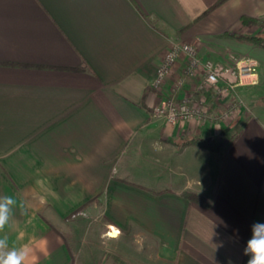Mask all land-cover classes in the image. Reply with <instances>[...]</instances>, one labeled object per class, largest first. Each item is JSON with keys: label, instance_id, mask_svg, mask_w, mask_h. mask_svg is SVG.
<instances>
[{"label": "crops", "instance_id": "obj_1", "mask_svg": "<svg viewBox=\"0 0 264 264\" xmlns=\"http://www.w3.org/2000/svg\"><path fill=\"white\" fill-rule=\"evenodd\" d=\"M243 16L264 20V0H0V195L18 201L6 232L25 264H70L68 217L100 195L120 235L97 264H247L264 222L263 73L221 100L245 101L229 121L167 125L145 95L176 40L262 67L264 48L227 35L264 31ZM200 131L232 140L217 157L176 144Z\"/></svg>", "mask_w": 264, "mask_h": 264}, {"label": "built area", "instance_id": "obj_2", "mask_svg": "<svg viewBox=\"0 0 264 264\" xmlns=\"http://www.w3.org/2000/svg\"><path fill=\"white\" fill-rule=\"evenodd\" d=\"M199 51L198 42L176 40L163 54L151 83L155 92L162 93L161 101L152 107L153 119L171 126L192 120L207 122L215 116L210 114L199 96L201 93L212 89L219 98H224L236 87L257 83L259 63L255 58L232 55V64L228 66L211 59L204 60ZM200 72L203 76L196 80ZM187 78L191 81L189 85ZM168 85L170 94L165 93ZM183 88L186 89L185 95L178 98L174 92L178 93ZM242 105L241 100L231 102L219 118L231 120L235 110Z\"/></svg>", "mask_w": 264, "mask_h": 264}, {"label": "rangeland", "instance_id": "obj_3", "mask_svg": "<svg viewBox=\"0 0 264 264\" xmlns=\"http://www.w3.org/2000/svg\"><path fill=\"white\" fill-rule=\"evenodd\" d=\"M256 27H258L259 30L264 29V27L260 26V25L256 26ZM247 32L254 33V34H261L264 36V33H263L264 31L263 32H261V31H257V32L247 31ZM236 34H238V33H236ZM232 38H234V37H232ZM184 42L194 43V42H198V41H190V40L186 41V40H184ZM237 42H239V41H237ZM198 46L200 49L199 54L204 60L205 59H211V60H214L217 62H221L225 65H228L225 62H222V61H219V60L212 58V56L209 57V56L203 54V52L201 51V43L200 42L198 43ZM250 46H253V45H250ZM260 47L264 48L263 46H260ZM229 54H231V56L232 55H235L238 57L251 56V57L255 58L259 63L258 73L262 72L264 75V64H262V67H260V62H259L258 58H256V56L251 55L249 53L240 54L236 51L230 52ZM231 56H230V59H231ZM230 65H228V66H230ZM182 68L183 67L180 66V70H182ZM201 76H203V73L200 72L199 76L196 77V80L201 78ZM186 81H187L188 85L191 83L189 78H187ZM151 89L153 90L152 86H151ZM180 91L183 92L182 96L185 95L184 93H185L186 89L183 88ZM157 93L162 96V93H160V92H157ZM215 93L218 95L217 92H215ZM229 96H230V94L228 96H224V98H228ZM219 99L221 101L223 99V97L219 98ZM238 100L239 101L241 100V103L243 105L239 106L235 110L233 116L236 115L237 111L241 107L245 106L244 99L237 98V100H235V101H238ZM160 101H161V99H160ZM158 103H156V104H158ZM225 109H227V107L224 108L223 112L225 111ZM151 117H152V113H151ZM156 121H159V120H156ZM185 123H187V122H185ZM183 138H185V137H183ZM113 172H114V170H113ZM206 184H208V183H203V185H198V186H203V188H204V187H206ZM197 193L201 194L200 192H197ZM97 197H99L98 198L99 200L96 201V203H94L91 207L86 208L85 210H83L82 212H80L79 214H77L73 218H71V220L78 219V218H79V220H81V223L78 226L75 225L76 230L73 231L74 236H72V238H71V243H72V248H73L72 253L74 255V264H97V260L99 261L102 257H104L107 254V249H109L111 238L120 235V229H118L115 225L109 223L108 222L109 219L105 216L104 200H102L103 196L100 195ZM116 231H118V234L116 236H113L112 232L114 233Z\"/></svg>", "mask_w": 264, "mask_h": 264}, {"label": "trees", "instance_id": "obj_4", "mask_svg": "<svg viewBox=\"0 0 264 264\" xmlns=\"http://www.w3.org/2000/svg\"><path fill=\"white\" fill-rule=\"evenodd\" d=\"M241 22L243 25L246 26H263L264 27V20L259 19V18H252L249 16H243L241 19ZM227 35L234 37L237 41H239L242 44H247V45H253V46H263L264 47V36L261 34H254V33H249V32H244L240 34L236 33H228ZM152 89L147 88L145 95H147ZM206 103L208 106L209 112L212 116L221 114L224 110V105L219 99V95H217L214 90H208L205 91L204 93H201L199 95ZM161 99V97H160ZM159 99V101H160ZM232 139L229 138H219V137H213V136H205L201 131L196 132L195 134L191 136H185L180 142H176L178 145L182 146H187V145H198V146H203L206 147L210 150V152L214 156H219L220 153L227 149L229 144L231 143ZM221 180V176L219 175L217 177V183H216V188L219 187ZM156 193H161V192H156ZM184 195L193 200L196 201L202 205H209L210 201L208 198L203 196L202 194L197 193L196 191H185ZM99 197H96L89 202H87L84 206L73 212L72 214L69 215V219L73 218L75 215L79 214L86 208H89L92 206L96 201H98ZM70 264H74V255L72 253V260Z\"/></svg>", "mask_w": 264, "mask_h": 264}, {"label": "clouds", "instance_id": "obj_5", "mask_svg": "<svg viewBox=\"0 0 264 264\" xmlns=\"http://www.w3.org/2000/svg\"><path fill=\"white\" fill-rule=\"evenodd\" d=\"M18 201L15 196L0 195V264H25L28 257L26 246H11L6 229H10ZM243 254L248 256L247 264H264V222L251 225V236L246 242Z\"/></svg>", "mask_w": 264, "mask_h": 264}, {"label": "bare ground", "instance_id": "obj_6", "mask_svg": "<svg viewBox=\"0 0 264 264\" xmlns=\"http://www.w3.org/2000/svg\"><path fill=\"white\" fill-rule=\"evenodd\" d=\"M116 232H118V231H116ZM113 235V234H112Z\"/></svg>", "mask_w": 264, "mask_h": 264}]
</instances>
